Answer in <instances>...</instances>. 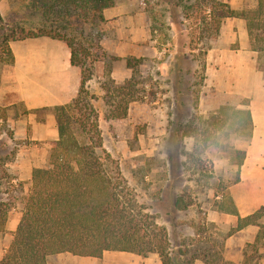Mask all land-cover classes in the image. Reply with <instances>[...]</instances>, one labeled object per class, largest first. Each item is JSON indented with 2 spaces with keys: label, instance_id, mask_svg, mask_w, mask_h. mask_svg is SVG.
<instances>
[{
  "label": "rangeland",
  "instance_id": "374dc122",
  "mask_svg": "<svg viewBox=\"0 0 264 264\" xmlns=\"http://www.w3.org/2000/svg\"><path fill=\"white\" fill-rule=\"evenodd\" d=\"M195 1H116L115 5L125 4L131 13L142 11L150 25V36L142 41L149 45L145 48L148 56H140L143 60L135 75L141 98L130 102L125 117L106 118L109 109L102 83L111 61L102 45V50H96L93 55L92 79H95L89 85L86 83L89 93L94 95L91 102L99 112L105 148L118 160L123 176L146 211L167 227L171 251L173 255L178 254V264H204L201 258L194 256L200 253L198 248L201 251L210 248L212 252L221 249L223 253L230 226L219 219L223 212L221 205L229 207V187L237 176L233 151L247 145L246 131L236 130L230 124L215 133L216 142H213L214 128L208 136L181 137L177 133L179 122L189 123L194 113L208 117L218 110L221 100L243 107L238 106L241 101L238 96L220 97L214 84L215 73L207 80V72L202 69L204 53L212 45L214 34L205 25V19L210 20L209 8L204 5L196 8ZM105 22L99 26L103 38ZM259 22L264 24V16ZM43 24V13L32 0H0V25L6 28L22 25L37 30ZM1 55L0 96L7 93L11 100L14 93L11 90L15 89L12 63L5 51ZM99 59L105 60L104 77L100 80L95 76ZM44 113L39 111L38 118ZM27 114L28 110L17 97L13 104L0 105V202L9 205L6 223L0 229V261L14 235L12 223L21 217L31 187V182L13 180L7 164L14 160L19 144L41 145L38 140L25 142L15 135L22 124L20 117ZM8 136L14 137L9 143ZM39 153L43 160V150ZM179 197L188 203L186 207L179 208ZM213 241L217 245L212 249ZM262 246V239L247 245L249 255L254 254L247 264H255L264 256ZM180 250L188 252L181 254ZM51 262L58 264L56 256L51 257Z\"/></svg>",
  "mask_w": 264,
  "mask_h": 264
},
{
  "label": "trees",
  "instance_id": "16d2710c",
  "mask_svg": "<svg viewBox=\"0 0 264 264\" xmlns=\"http://www.w3.org/2000/svg\"><path fill=\"white\" fill-rule=\"evenodd\" d=\"M32 1L42 11L44 24L37 30L22 25L7 28L0 25V59L1 52L5 51L10 56V63L14 62L10 40L47 35L61 39L69 46L71 62L81 68L82 79L78 95L69 103L53 108L59 137L50 143L48 164L32 171L31 187L22 215L0 263L48 264V257L59 252L101 257L105 251L113 250L142 256L157 253L162 264H178V254L173 255L171 251L167 227L146 211V206L139 202L134 189L123 176L118 160L105 148L99 112L91 102L94 95L86 87L94 75V52L102 50L103 34L99 26L106 20L104 9L115 5L117 0ZM258 1V10L248 12L237 11L223 0H196L193 5L209 8L210 20L206 21L205 15V25L215 37L223 18L236 15L249 18V32L253 34L254 28L261 26L254 20L255 16L264 14V0ZM261 39L257 40L260 42ZM259 42L257 45L262 47ZM205 55L201 65L203 70H206ZM142 60L143 57L132 55L125 57V64L133 74L119 83L111 77V68L107 66L105 69L102 87L109 109L107 119L125 117L130 102L141 98L135 75ZM110 85L113 88L110 89ZM240 104L243 107L220 101L218 110L208 117L194 113L189 123L179 122L177 133L181 137L207 135L214 128L216 132L212 135L213 142H216L215 133L230 124L236 130L246 131L248 143L253 128L249 99L242 98ZM233 153L237 159V181L246 149L236 148ZM177 202L179 208L188 204L182 197ZM228 203L229 207L221 205V211L236 214L238 220L226 236L249 224H257L260 230L255 241H260L264 229V204L241 216L231 196H228ZM8 208V203L0 202V229L6 223ZM211 243L212 249L215 248L216 241ZM198 250L200 253H194V256L201 258L204 264H236L225 259L221 249L213 252L210 248ZM179 252L185 254L188 251ZM253 256L248 254L243 264Z\"/></svg>",
  "mask_w": 264,
  "mask_h": 264
},
{
  "label": "crops",
  "instance_id": "0c3cea01",
  "mask_svg": "<svg viewBox=\"0 0 264 264\" xmlns=\"http://www.w3.org/2000/svg\"><path fill=\"white\" fill-rule=\"evenodd\" d=\"M223 1L237 11H256L259 6L258 0ZM104 15L106 34L101 45L111 61V77L120 82L132 75L131 68L125 64V57L148 56L145 48L149 45L142 41L150 36V25L146 23L142 11L131 13L125 4L105 8ZM263 16L257 14L254 20L259 22ZM248 23L247 16L223 18L205 55L207 80L215 73L214 84L220 97L249 99L252 135L245 147L246 155L239 169V179L229 187V195L241 216L252 213L264 204V24L256 26L251 34ZM9 45L14 55L11 70L15 89L11 91L15 94L11 100H8L7 93L1 95L0 105L13 104L17 97L28 114L20 117L22 124L15 135L25 142L38 140L41 145L30 147L19 144L14 160L7 164V170L14 175L13 180L31 182L33 169L46 166L49 162L48 143L50 145L51 141L59 137L53 108L69 103L78 95L82 70L72 64L71 49L61 39L40 35L11 40ZM104 66V59L97 60L95 76L98 80L104 77ZM93 79L87 84H91ZM238 104L243 106L240 102ZM41 110L45 111L44 116L38 118ZM7 139L9 143L14 137L8 136ZM40 148L45 154L43 160L39 157ZM219 219L231 227L237 223L238 216L223 211ZM19 220L17 217L12 223V230L15 231ZM259 230V225L249 224L227 236L223 251L225 259L243 264L249 254L246 247L255 241ZM261 239L264 241V229ZM53 256H56L58 264H162L157 253L142 256L134 252L107 250L101 257H94L59 252L48 257V264H54L51 262ZM255 264H264V256Z\"/></svg>",
  "mask_w": 264,
  "mask_h": 264
}]
</instances>
